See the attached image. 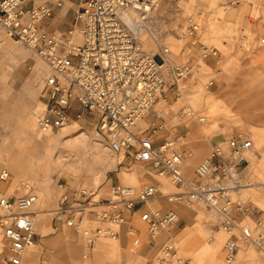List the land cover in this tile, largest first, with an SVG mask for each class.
<instances>
[{"label":"rangeland","instance_id":"374dc122","mask_svg":"<svg viewBox=\"0 0 264 264\" xmlns=\"http://www.w3.org/2000/svg\"><path fill=\"white\" fill-rule=\"evenodd\" d=\"M62 2L51 17L43 20V28L63 30L70 26L75 0ZM156 13L171 62L188 64L193 73L180 81L179 91L172 88L167 97L157 100L154 109L163 115L165 127L147 129L150 114L140 121L141 130L156 135V145L167 138L178 149L191 153L182 165L186 178L193 176L214 143L226 147V140L236 133L250 137L254 149L245 155L247 162L242 168L251 188L241 190L238 196L256 212L245 222L254 225L260 216L264 228V45L260 44L264 39V0H163ZM188 17H193L198 26L191 35L185 31ZM144 40L151 44L149 49L156 50L157 42L152 37L146 35ZM203 53L208 55L204 57ZM48 72L40 57L7 36L0 26V176L7 173L0 178V195L20 194L23 183L29 182L39 196L37 239L29 247L33 250L31 258L25 255L23 264H147L169 235L174 237L177 255L186 264H225L224 243L229 233L210 230L212 216L201 204L190 208L182 200L166 196L186 192V188L174 186L166 175H158L147 163L136 162L129 153L112 154L104 148L94 135L96 121L92 118L85 117L76 124L73 116L64 129L51 134L38 131L41 89ZM79 127L87 131L74 138L80 133ZM133 170L137 182L121 179ZM110 174L116 180H111ZM150 182H158L161 192L148 206L160 212L173 209L179 217L171 231H160L151 244L139 211L133 213L134 219L127 217L117 238L101 236L92 245L82 233L53 224V219L66 214L58 210L64 190H86L92 193L90 199L107 197L114 183L139 186ZM165 182L169 183L167 189ZM130 220L142 231L138 245L133 244L134 236L126 228ZM47 222L50 229L45 228ZM0 264H6L1 235ZM236 264H264V251L243 242Z\"/></svg>","mask_w":264,"mask_h":264},{"label":"built area","instance_id":"2783aa9c","mask_svg":"<svg viewBox=\"0 0 264 264\" xmlns=\"http://www.w3.org/2000/svg\"><path fill=\"white\" fill-rule=\"evenodd\" d=\"M26 1L0 0V26L47 65L49 72L41 90L43 107L36 120L38 131L51 134L64 129L73 116L76 121L92 118L96 121L94 135L104 148L112 154L129 153L136 162L147 163L158 175H166L174 186L186 188V192L166 196L182 200L190 208L201 204L212 216L210 230L229 233L224 243L225 264H236L243 242L264 251L263 219L256 217L254 225L245 222L256 212L238 196L250 185L242 168L247 162L245 155L254 149L250 137L236 133L226 140V147L214 143L193 176L186 178L182 165L191 153L178 149L167 138L156 145V136L140 128V121L150 114L147 129L165 127L163 115L154 109L157 100L172 88L179 91L180 81L193 73L188 64L171 62V51L162 42L164 32L158 30L156 12L163 0H75L73 19L63 30L42 27L43 20L62 6V0L38 5ZM186 25V33L196 32L193 17L186 19ZM146 35L157 42L156 50L149 49ZM260 44L264 45V39ZM6 176L4 171L0 178ZM22 187L20 194L0 195V235L6 264H23L26 250L36 240L39 196L29 182ZM160 192L158 182L139 186L114 183L107 197L90 199L92 193L86 190H64L58 210L66 213L64 224L82 233L88 245L101 236L117 238L127 215L139 211L147 240L153 242L160 231H171L179 221L173 209L160 212L148 206ZM128 229L134 236L133 244L138 245L139 229ZM147 264L186 261L177 255L174 237L169 235Z\"/></svg>","mask_w":264,"mask_h":264},{"label":"bare ground","instance_id":"6f19581e","mask_svg":"<svg viewBox=\"0 0 264 264\" xmlns=\"http://www.w3.org/2000/svg\"><path fill=\"white\" fill-rule=\"evenodd\" d=\"M147 46L150 48L151 47V44L149 43V44H147ZM46 68H47V65H46ZM48 69V68H47ZM180 119L182 118V115H179L178 116ZM75 123L76 124H79L78 123V121H76L75 120ZM79 131H80V133L77 135V136H75L74 138H77L78 136H82V134L84 133V132H86L87 131V129L85 128V127H79ZM82 131V132H81ZM92 150V149H91ZM90 150V152H89V154L90 155H93V153H92V151ZM249 153H251V152H249ZM248 154V153H247ZM249 155V154H248ZM252 155V154H251ZM192 158V157H191ZM191 158H189V160L191 159ZM137 173V172H136ZM2 175V174H1ZM4 175V174H3ZM121 179L122 180H125V181H128V182H130V183H135L136 181H137V178H136V176H135V173L132 171L131 173H130V176H122L121 177ZM121 180V182H123ZM111 183V181L109 182V184ZM125 184H127V183H125ZM164 188H169V183L168 182H165V184H164ZM251 187L250 186H246L245 188H243L242 190H246V189H250ZM21 192V191H20ZM19 191L17 192V193H20ZM6 194H9V193H6ZM178 209V208H177ZM39 216V215H38ZM38 218V217H37ZM143 223V222H142ZM37 224V223H36ZM46 229H50V227H51V223L50 222H47L46 224ZM214 240V239H213ZM71 245V244H70ZM69 245V246H70ZM60 248V247H59ZM67 248H69L68 246H67ZM65 249V248H64ZM58 250V249H57ZM33 250L31 249V248H29L28 250H27V252H25V255H26V258L28 259V258H31V256H32V252Z\"/></svg>","mask_w":264,"mask_h":264},{"label":"crops","instance_id":"0c3cea01","mask_svg":"<svg viewBox=\"0 0 264 264\" xmlns=\"http://www.w3.org/2000/svg\"><path fill=\"white\" fill-rule=\"evenodd\" d=\"M42 90V89H41ZM167 94H168V92H167ZM166 97H167V95H166ZM192 130H193V132L192 133H194V129L192 128ZM154 136H156V135H154ZM249 156V155H248ZM192 160V158L190 159V161ZM133 172L135 173V176H136V178H137V181H138V177H137V173H136V170H133ZM110 179L111 180H116V178H115V176H113L112 174H110ZM110 180V181H111ZM136 181V182H137ZM135 214V213H134ZM134 214H129V215H127V217L129 218V219H134L133 217H134ZM66 218V215H64V217H60V218H58V219H53V224H55L56 225V227L58 226V227H62V226H64L65 224H64V219ZM130 220V222L129 223H126V228H128V227H130V226H132V227H135V225H134V223L132 222ZM125 224V223H124ZM124 224H122V225H124ZM140 225H142V224H140ZM139 226V225H138ZM140 228H141V226H139ZM136 228V227H135ZM173 228V227H172ZM137 229H139V228H137ZM140 231V234H142V231L141 230H139ZM119 234H120V232H119ZM142 238H143V236H142ZM36 239H37V234H36ZM148 241V240H147ZM148 243H153V242H150V241H148ZM147 243V244H148ZM64 257H67L66 255H64ZM24 261V260H23ZM65 261H67V260H65Z\"/></svg>","mask_w":264,"mask_h":264}]
</instances>
